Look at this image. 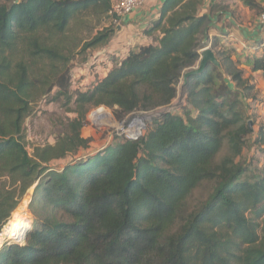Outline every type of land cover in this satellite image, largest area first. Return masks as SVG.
<instances>
[{"label":"trees","instance_id":"16d2710c","mask_svg":"<svg viewBox=\"0 0 264 264\" xmlns=\"http://www.w3.org/2000/svg\"><path fill=\"white\" fill-rule=\"evenodd\" d=\"M197 3L163 0L145 30L160 33L152 43L71 91L75 55L113 31L86 40L75 29L91 34L111 0H0V229L34 185L33 223L2 244L0 264H264V162L251 170L239 159L248 145L264 144V125L250 140L245 107L254 87L229 50L216 53L219 67L209 63L183 82L199 58ZM250 66L264 71V56ZM178 82L181 112L154 116L136 139L116 136L92 156L49 165L88 147L81 129L92 108H164ZM46 97L73 116L60 121L53 143L29 152L23 123ZM204 182L211 191L191 207Z\"/></svg>","mask_w":264,"mask_h":264},{"label":"rangeland","instance_id":"374dc122","mask_svg":"<svg viewBox=\"0 0 264 264\" xmlns=\"http://www.w3.org/2000/svg\"><path fill=\"white\" fill-rule=\"evenodd\" d=\"M256 10H258V16L259 13L264 10V5L258 9L256 8ZM93 21L91 20L90 22L93 23ZM104 28L113 29L111 37L104 44L87 48L83 53L76 54L72 60V66L70 69L71 91L77 89L85 90L94 83L98 77H100V73H103V69L106 68V65L111 63V57L115 56V52L119 54L121 50L120 48L125 50L127 47H130V44H122V42H118L117 40L112 42V39L117 37L121 31H117L116 26L114 27L111 25L107 17L100 25L95 27L91 34L84 32L82 27H77L75 32L80 38L82 37L87 40L89 39V36H93L97 31ZM140 45L144 44H135L134 48ZM118 46L119 48H117ZM244 65L248 66L247 64ZM248 77L250 79L249 82L252 83L254 88L249 90L250 96L246 100L245 118L247 119L248 126L254 132L250 135V140H253L259 126L264 125V74H249ZM176 87V96L171 103L164 108L157 107L148 111L136 110L132 113L126 114L118 112L117 107L110 108L101 105L92 108L86 115V125L81 129V136L90 140L88 147L79 150V152L73 157L70 156L64 159L54 160L51 161L49 165L52 168L60 169L67 163H73L76 160L85 159L86 157L92 156L98 151L103 150L116 136L130 138V136H135L138 133L141 135L145 128L151 123L152 119H154L153 117H158L163 111L171 113L181 112V106L185 103V95L181 89V82H178ZM60 102L61 99L58 101H52L50 100V97H46L33 106L31 114L23 123L25 143L29 152L32 151L34 145L53 143L55 135L61 131L60 121L73 116L71 112L65 111V107L61 106ZM99 114L109 116L112 119L103 117L100 122L94 120ZM136 123H138L137 132L133 129ZM239 159L246 164L249 163L251 170L261 167L264 162V144L258 146L253 144L248 145V147L243 150V154ZM211 186L212 184L208 182L200 184L192 192L188 204L193 207L203 201L211 191ZM33 190L34 185L26 190L22 199L17 204L16 208L10 213L9 217L10 219L12 214L19 211V213L16 214L20 215L23 226L25 225L29 228L34 220L29 209V203L33 199ZM11 240H15L14 237L6 238L1 243H7Z\"/></svg>","mask_w":264,"mask_h":264},{"label":"crops","instance_id":"0c3cea01","mask_svg":"<svg viewBox=\"0 0 264 264\" xmlns=\"http://www.w3.org/2000/svg\"><path fill=\"white\" fill-rule=\"evenodd\" d=\"M143 1L141 7L121 19L120 25L116 27V30L121 32L112 39V42L117 40L122 44H130V47L125 50L120 48L119 54L115 52L116 57H111V63L106 65L100 76H103L111 67L112 60L125 57L128 51L134 48L135 44L147 45L159 36L158 31L150 35L146 34L145 30L158 18L163 0ZM246 1L250 2L246 3ZM261 1L198 0L196 15L204 16L202 32L197 35L198 55L201 48L205 46L210 47L215 55L218 51L229 50L233 59H239V68L245 73L248 82L250 80L249 74H264L263 70L254 71L250 66V61L254 57L264 56V32L259 25L258 10H256V8L258 9L264 5V0Z\"/></svg>","mask_w":264,"mask_h":264},{"label":"built area","instance_id":"2783aa9c","mask_svg":"<svg viewBox=\"0 0 264 264\" xmlns=\"http://www.w3.org/2000/svg\"><path fill=\"white\" fill-rule=\"evenodd\" d=\"M143 2H144L143 0H112L110 7L107 11V17L109 23L114 27L119 26L121 23V19L125 15L134 11L135 9L141 7ZM258 22L261 27V30L264 32V10L259 13ZM23 235L24 234H22V238ZM22 238H20V236L18 238L14 237L15 240H20ZM2 244L3 243H1L0 245L2 246Z\"/></svg>","mask_w":264,"mask_h":264},{"label":"water","instance_id":"95a60500","mask_svg":"<svg viewBox=\"0 0 264 264\" xmlns=\"http://www.w3.org/2000/svg\"><path fill=\"white\" fill-rule=\"evenodd\" d=\"M209 63L219 67V62L213 50L210 47L205 46L201 48V51L199 53V58L197 60V64L195 66L187 68L182 73L181 77L183 82L185 83L188 77L201 73ZM139 135L140 134L138 133L135 136H130V138L136 139L138 138ZM27 229H29V227L26 228L24 234L26 233Z\"/></svg>","mask_w":264,"mask_h":264},{"label":"bare ground","instance_id":"6f19581e","mask_svg":"<svg viewBox=\"0 0 264 264\" xmlns=\"http://www.w3.org/2000/svg\"><path fill=\"white\" fill-rule=\"evenodd\" d=\"M110 118L109 116H105V115H101L99 114L98 116H96L94 118V120L99 121L103 118ZM143 125V124H142ZM133 129L136 130L138 129V123L135 124V126L133 127ZM128 132V131H127ZM16 213H19V211H17ZM12 214L11 218L8 220V222L4 225L1 233H0V243L9 237H22V234H24V230H26V226L22 224L21 218L19 214Z\"/></svg>","mask_w":264,"mask_h":264}]
</instances>
